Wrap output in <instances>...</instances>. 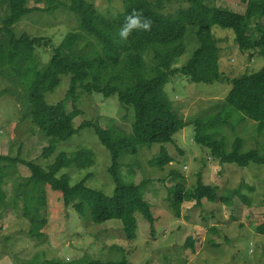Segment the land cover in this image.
Returning a JSON list of instances; mask_svg holds the SVG:
<instances>
[{"label": "rangeland", "instance_id": "374dc122", "mask_svg": "<svg viewBox=\"0 0 264 264\" xmlns=\"http://www.w3.org/2000/svg\"><path fill=\"white\" fill-rule=\"evenodd\" d=\"M86 1L111 20L122 14L130 3V0ZM60 2V9L54 13L34 12L14 27L18 37L26 33L31 38L42 39V42L49 41L50 46L37 48L31 61L19 73L0 68V156L19 158L47 168L61 153L90 151L93 154L91 166L81 169L72 166L58 177L67 174L74 185L89 176L86 181L89 188L112 196L115 183L109 173L111 155L93 128H85L70 140L58 143L56 151L45 157L43 153L49 146V139L26 115L27 97L35 72L50 63L54 50L69 33L81 34L79 20L69 10L71 0ZM206 4L239 14L246 10L240 0H206ZM161 5L162 12L171 15L188 7L187 0H161ZM28 7L46 8L47 2L31 0ZM7 14V8L1 7L0 26L1 19ZM193 32L186 38L184 56L173 64L180 71L199 45ZM212 35L219 50L220 71L227 78L250 75L264 67V57L260 53L239 49L231 29L215 26ZM89 42L94 39H83L78 49L85 50ZM147 62L150 65V59ZM26 65L32 68L28 75ZM69 88L70 77L63 76L56 91L46 95L47 104L55 105L64 100ZM230 89L227 82L194 83L179 72L166 85L165 92L179 115L191 122L197 117L221 111L220 106ZM66 107L68 112L73 111L71 99L66 102ZM76 107L81 115L74 120L75 128L83 122L98 121L103 129L113 127L129 134L135 122L133 109L124 108L116 97L81 94ZM231 124L232 127H223L220 134L228 140L227 144L231 145L238 136L244 140V152L257 150L264 153V131L258 130L255 122ZM194 139L195 129L189 125L177 133L171 143L145 147L138 155L120 160L121 181L143 184L144 198L151 205L156 220L155 234L152 235L150 224L138 214L135 241L127 239L121 221L96 225L82 218L74 208L66 207L62 195L50 187H44L41 192L27 184L31 171L26 166L18 164L14 168L9 161L0 162V167L5 168L0 180V192L4 195L0 202V264H29L34 259L39 263L53 260L68 263L86 258L112 263L126 258L131 264H264V236L257 233V225L264 221V166L252 164L240 168L223 165ZM162 147L167 149L173 163L160 169L153 166L152 160ZM173 173L181 174L183 178L175 177ZM200 174L204 183L216 186L219 195L228 201H205L202 207H196L194 201L186 202L181 217L177 218L170 205L171 188L180 183L193 190ZM235 191L247 196L249 204L235 195ZM43 193L46 194V205L40 214L46 218L47 226L45 237L38 240L28 234L31 223L24 216V207L31 202L35 208ZM190 239L194 242V250L188 245Z\"/></svg>", "mask_w": 264, "mask_h": 264}, {"label": "trees", "instance_id": "16d2710c", "mask_svg": "<svg viewBox=\"0 0 264 264\" xmlns=\"http://www.w3.org/2000/svg\"><path fill=\"white\" fill-rule=\"evenodd\" d=\"M31 0H0V8H7L8 14L1 19L0 26V68L19 73L20 69L31 61L37 48L49 47L50 42L40 38H31L24 33L15 34L14 27L25 16L34 12L54 13L60 9V0H32L37 3L47 2L46 8L28 7ZM246 5L244 14L232 12L220 7H211L206 0H187L188 7L180 8L174 14L162 12L161 0H130L125 11L116 19L101 15L95 6L86 0H71L69 10L79 20L80 33H69L61 45L54 50L50 63L34 74L27 97L28 110L33 123L49 139V146L44 156L49 157L58 143L70 140L85 128H93L99 141L110 152L111 166L109 173L115 183L112 196L102 191L89 188L86 181L72 185L67 174L58 175L72 166L85 168L93 164L92 152L78 151L72 154L61 153L47 168L34 162L19 158L11 159L0 156V162L9 161L12 167L18 164L26 166L31 175L27 184L34 189L44 191L50 187L62 195L64 205L72 207L84 219L96 225L108 221H121L123 231L129 241L137 238L138 221L142 215L150 224L151 234H155L156 220L151 205L145 200L143 184L124 183L119 176L120 160L127 156L138 155L140 150L156 144H168L174 136L187 126L195 129V143L210 150L211 157L221 164L247 168L250 165L264 166V153L257 150L244 152V140L235 137L232 144L221 136L223 127L253 121L257 129L264 131V67L253 74L229 79L219 68V50L212 35L213 27L231 29L241 51H257L264 57V0H240ZM142 13L141 20L151 21L150 30L136 29L127 40L119 36L127 16L133 12ZM253 21L255 25L253 26ZM255 29V33H253ZM194 30V32H193ZM193 32L199 41L192 57L180 71L173 67L186 52V38ZM93 38L85 50L78 47L83 39ZM147 59H150L148 65ZM28 70L32 69L26 65ZM181 72L194 83L212 85L227 82L231 89L222 102L221 111L200 116L186 122L175 109L173 102L165 92L171 78ZM70 77V88L64 100L55 105H48L46 95L54 93L60 86L62 77ZM116 97L124 108H131L135 113V122L131 133L116 131L113 127L103 129L98 121L83 122L74 127V120L81 115L76 104L79 95ZM73 102V111L68 112L66 102ZM232 127V126H230ZM227 141V142H226ZM228 145L231 150H228ZM173 163V158L165 147L152 160L155 167L163 169ZM4 167H0V180L3 179ZM183 178L181 174L173 173ZM219 189L203 182L199 175L198 184L192 190L183 184H176L170 191V205L177 218L181 217L182 206L186 202H195L196 207L203 203L227 202L220 196ZM249 204L247 196L235 191ZM4 195L0 192V202ZM36 207L27 202L24 216L30 221L28 234L35 239L45 237L46 218L40 210L46 205V194L38 198ZM257 233L264 236V221L257 225ZM189 246L194 250V242ZM29 264H131L126 258L118 263L98 260H75L64 263L48 261L39 263L36 259Z\"/></svg>", "mask_w": 264, "mask_h": 264}, {"label": "clouds", "instance_id": "9594fccd", "mask_svg": "<svg viewBox=\"0 0 264 264\" xmlns=\"http://www.w3.org/2000/svg\"><path fill=\"white\" fill-rule=\"evenodd\" d=\"M141 15L142 13H137L134 11L131 15L126 17L125 23L119 32V36L122 39L127 40L133 30L136 29L150 30L151 21L148 19L141 20Z\"/></svg>", "mask_w": 264, "mask_h": 264}]
</instances>
